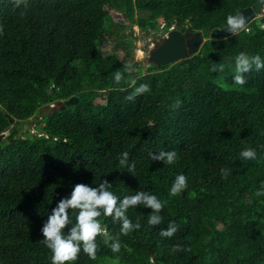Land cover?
<instances>
[{"label":"trees","instance_id":"obj_1","mask_svg":"<svg viewBox=\"0 0 264 264\" xmlns=\"http://www.w3.org/2000/svg\"><path fill=\"white\" fill-rule=\"evenodd\" d=\"M256 1L0 0V134L8 132L0 140V264H50L40 228L51 209L74 184L102 181L119 197L156 195L162 220L148 225L151 209L137 205L127 215L141 227L121 235L119 222L105 217L119 253L98 236L96 259L81 252L73 264H264V195H256L264 181V69L247 73L243 86L232 80L237 52L264 58V27L254 19L210 39ZM158 19L162 33L200 32L199 51L143 71L101 49L113 40L129 54L132 27L148 35L159 31ZM143 83L150 91L128 101ZM71 97L77 102L64 105ZM38 114L35 132L19 134ZM245 148L256 159L240 157ZM161 150L178 159H151ZM124 151L132 172L119 165ZM179 173L186 187L169 195ZM169 222L177 230L163 237Z\"/></svg>","mask_w":264,"mask_h":264},{"label":"clouds","instance_id":"obj_2","mask_svg":"<svg viewBox=\"0 0 264 264\" xmlns=\"http://www.w3.org/2000/svg\"><path fill=\"white\" fill-rule=\"evenodd\" d=\"M22 2L23 0H17V5ZM261 14L264 15V5L261 8ZM243 24L244 17L239 14L236 16L229 15L227 17V25L229 26L227 30L230 33L242 27ZM163 25L162 20L159 23V39H163L168 31L177 30L175 26H171L166 33H162ZM234 65L232 80L235 85L243 86L246 83L247 73L250 71L259 72L261 69H264V58L259 54L249 55L244 51H240L234 57ZM216 66L217 68L223 67L222 65ZM113 79L114 82L119 83L121 73L117 71ZM133 84H135V81H133ZM149 91L150 87L148 84H140L135 87L134 91L126 99L132 101L137 95ZM3 134L5 136V133ZM149 155L151 159L163 161L167 165H173L178 159L175 150H161L155 156H152L151 153ZM239 155L244 159H256V152L252 148L241 150ZM119 165L121 167L126 165L129 172L133 171L134 166L128 162L127 151L120 153ZM220 172L223 177H227L229 174V170L225 168H221ZM186 182L187 178L184 174H177L169 187V195H176L181 192L186 187ZM256 195H264V181L261 182ZM137 205H143L151 209V214L148 215L147 219L148 225L160 224L162 217L159 213L163 204L156 195L150 192L134 191L132 195L119 197L112 190V184L107 181L96 184L92 182L91 185L74 184L70 193L56 202L50 214L47 216L46 221L40 228L42 235L40 241L50 253V264H73L81 252L87 254L89 259L95 260L98 247L96 238L98 236L103 238V242L110 248L112 253L118 254L121 243L119 239H115L109 234L102 220L105 217H111L112 222L115 223L118 221L120 234L127 235L141 227L138 221L133 222L127 215V211L130 208H135ZM66 226L67 230L65 231ZM176 230V225L169 222L167 228L160 231V235L163 237H172ZM181 247L180 244L173 246L174 250H179ZM116 258L118 259V256Z\"/></svg>","mask_w":264,"mask_h":264},{"label":"water","instance_id":"obj_3","mask_svg":"<svg viewBox=\"0 0 264 264\" xmlns=\"http://www.w3.org/2000/svg\"><path fill=\"white\" fill-rule=\"evenodd\" d=\"M264 5V0H257L251 7L238 10L234 16L241 15L244 17V24L237 30L231 33L227 30L228 25L219 28L210 35L211 43L219 39H225L243 30L251 21L258 19V23L264 26V15L261 14V8ZM252 30H249L251 33ZM161 41V42H160ZM204 38L200 32H181L178 30L168 31L163 39H158L156 43L160 45L150 51L148 62L154 65H167L195 55L201 45L204 43ZM77 102V98L71 97L64 102V105H71ZM4 134H0V140Z\"/></svg>","mask_w":264,"mask_h":264},{"label":"rangeland","instance_id":"obj_4","mask_svg":"<svg viewBox=\"0 0 264 264\" xmlns=\"http://www.w3.org/2000/svg\"><path fill=\"white\" fill-rule=\"evenodd\" d=\"M106 10L110 11V15L115 22L123 23L129 26V21L121 16H116L111 9L106 7ZM136 16V15H135ZM137 17V16H136ZM161 19H158V23H161ZM133 36L131 39L133 40L132 50L128 54L127 51L123 48L122 45L115 43L113 40L107 42L102 45V50L104 53H109L111 51L115 52V54L119 57L120 61L125 65H131L133 63H140V67L145 71L148 65V56L150 51L157 48L160 43H156L157 39L160 38V31L153 32L151 31L148 35H145L141 32L136 26L132 27ZM128 29L124 30L125 34H128ZM159 37V38H158ZM114 38V36L112 37ZM135 70H132V74ZM99 101L97 100L96 103ZM41 114H38L35 118L29 120L28 122L21 124L18 126L20 128L19 134L28 130L30 133L35 132L36 122L39 120ZM35 125V126H34ZM8 136V132H5V136Z\"/></svg>","mask_w":264,"mask_h":264}]
</instances>
